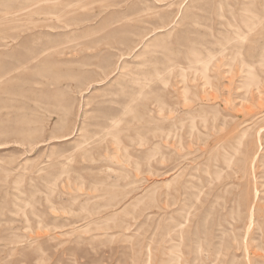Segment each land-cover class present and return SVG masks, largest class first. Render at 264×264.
Here are the masks:
<instances>
[{
  "label": "rangeland",
  "instance_id": "374dc122",
  "mask_svg": "<svg viewBox=\"0 0 264 264\" xmlns=\"http://www.w3.org/2000/svg\"><path fill=\"white\" fill-rule=\"evenodd\" d=\"M0 264H264V0H0Z\"/></svg>",
  "mask_w": 264,
  "mask_h": 264
}]
</instances>
